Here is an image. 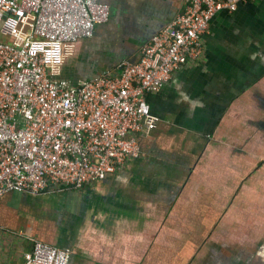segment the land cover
<instances>
[{"label":"crops","instance_id":"1","mask_svg":"<svg viewBox=\"0 0 264 264\" xmlns=\"http://www.w3.org/2000/svg\"><path fill=\"white\" fill-rule=\"evenodd\" d=\"M97 1L107 20L67 43L85 79L136 62L184 8ZM144 98L157 121L136 159L77 190L0 197V264H24L35 241L69 264H264V0L218 12L199 58Z\"/></svg>","mask_w":264,"mask_h":264},{"label":"built area","instance_id":"2","mask_svg":"<svg viewBox=\"0 0 264 264\" xmlns=\"http://www.w3.org/2000/svg\"><path fill=\"white\" fill-rule=\"evenodd\" d=\"M257 0H184V8L113 71L72 83L51 70L63 44L108 18L97 0H0V197L77 190L140 154L138 137L157 118L145 95L199 58L221 11ZM69 253L35 241L24 264H69Z\"/></svg>","mask_w":264,"mask_h":264},{"label":"rangeland","instance_id":"3","mask_svg":"<svg viewBox=\"0 0 264 264\" xmlns=\"http://www.w3.org/2000/svg\"><path fill=\"white\" fill-rule=\"evenodd\" d=\"M90 69H77L75 63L71 56V51H69L67 44L62 46V61L61 64L53 67L51 73L56 75V73L68 80L78 79V78H88V72ZM146 101V100H145ZM147 103V102H146Z\"/></svg>","mask_w":264,"mask_h":264}]
</instances>
